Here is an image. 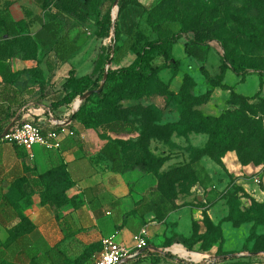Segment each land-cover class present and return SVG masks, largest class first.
<instances>
[{"label":"rangeland","instance_id":"obj_1","mask_svg":"<svg viewBox=\"0 0 264 264\" xmlns=\"http://www.w3.org/2000/svg\"><path fill=\"white\" fill-rule=\"evenodd\" d=\"M185 1L193 8L222 10L225 25L219 40L209 42L204 63L183 51L192 36L173 0H115L109 13L97 0L86 9V21L58 17L79 45L68 61L77 75L91 71L101 45H113L114 24L129 4L144 10L137 30L148 40V54L137 53L144 42L141 38L117 68L161 63L153 30L157 23L173 30L172 53L179 60L178 66L162 68L150 79L114 75L111 80L119 98L102 105L92 94L102 88L113 68L109 61L98 88L76 97L60 119L81 108L82 120L74 121L76 126L102 142L117 143L125 165L146 160L156 180L155 190L164 201L167 233L160 243L171 247L176 257L191 264H264V210L259 207L264 206V0ZM48 10L50 19L54 10ZM103 14L100 26L97 21ZM239 31L251 36L239 38L236 46L237 54H245L250 61L249 69L234 68L221 41ZM47 56L44 51L35 56L20 81L25 87L40 81L42 94L65 100L61 81L67 72L58 76L57 83L50 81L48 73L43 76L40 65ZM115 120L129 124L132 131L104 130L106 123ZM217 120L222 131L207 155L204 151ZM203 163L212 166L209 177ZM248 183L257 186L261 198L254 196ZM258 217L261 223L255 224Z\"/></svg>","mask_w":264,"mask_h":264},{"label":"crops","instance_id":"obj_2","mask_svg":"<svg viewBox=\"0 0 264 264\" xmlns=\"http://www.w3.org/2000/svg\"><path fill=\"white\" fill-rule=\"evenodd\" d=\"M0 6L11 20L28 23L26 34L32 39L42 23L50 20L49 10L42 9L35 0H0ZM55 23L57 39L65 36L67 32L63 26L58 20ZM12 38L7 32L0 31V43ZM68 39L75 41L69 34ZM77 46L70 57L58 61L54 55L57 45L36 42V56L41 51L48 53L46 62L40 65L42 75L48 73L52 79L48 77L47 80L57 83L58 76L67 72L62 85L71 69L75 70L76 76H82L68 64L79 50ZM23 50L20 46L11 47L9 56L2 60L10 73L17 76L14 83H5L0 75V112L8 106L16 109L15 105L23 103L21 119L47 130L49 115L62 120L61 115L67 114V105L71 107L73 101L61 100L63 96L50 99L42 94L40 81H35L31 87L22 84L23 69L34 59L24 58ZM74 111H70L65 119H69ZM85 131L88 130L70 120L59 134V147L36 145L32 159L18 146L0 143V264H86L99 255L103 239L111 235L131 250L120 264H175L163 255L134 249L133 235L142 228L147 230L149 247L162 246L161 238L167 233L165 218L158 221L153 212L159 201L153 174L138 167L114 170L111 162L100 153L107 141L102 142L97 135L90 133L89 136ZM59 165L65 167L72 186L65 192L64 204L52 207L41 201L43 187L39 175ZM203 165L209 177L212 166ZM247 185L254 196L260 197L256 185ZM165 249L174 254L171 247Z\"/></svg>","mask_w":264,"mask_h":264},{"label":"trees","instance_id":"obj_3","mask_svg":"<svg viewBox=\"0 0 264 264\" xmlns=\"http://www.w3.org/2000/svg\"><path fill=\"white\" fill-rule=\"evenodd\" d=\"M35 1L39 3L42 9L46 11H48L50 8L54 10L50 20L48 22L42 23L40 31H38L34 36L35 39H32L26 34L28 29L27 22L23 20H11L3 7L0 6V31H5L13 36V38L9 41H6V43H0V75L2 77V81L5 83H14V79L17 76L16 74H11L8 65L2 61L9 56V48L11 47L13 48L15 46H20L22 49H24V52H22V56L24 58H34L36 56V42L41 45H51L53 47L57 45L58 49H54V55L58 61H64L70 57L78 49V46L75 41H69L67 33L65 36H60L57 39V29L55 22L58 20V17L65 16H71L77 18L80 21H86L88 18L86 9L97 0ZM99 1L103 5L105 13H109L113 3L115 2V0ZM173 4L175 8L181 10L179 19L180 21H187V31L192 36L191 41L186 42L183 45V51L185 55L195 59L200 63H204L210 50L209 42L213 40H219V32L225 25L221 8L206 6L193 8L191 4L185 0H173ZM143 13L144 10L142 8L131 4L121 11L117 21L114 24V43L112 46H100L91 72L78 77L76 76L74 69L69 71L68 77L64 83V87L66 89L64 98L66 101H73L86 90L97 89L100 79L103 75L105 65L109 61L113 63V68L107 73V78L102 88H100V90L96 93L92 94V96L98 99L102 105H105L111 100L114 101L119 98V94L115 92V85L111 80L114 75L117 74L116 76L119 75L122 78L127 77V75H135L139 81V78L150 79L157 76V73L162 68L178 66L179 60L176 59L172 53V47L174 44V41L172 40L173 30L170 27H163L161 23H157L153 26V30L157 33L159 40L157 48L161 63H154L150 65L145 63L146 67H140L136 64H133L129 67L117 68V65L121 63L126 52L133 49L141 38H144V42L140 45L137 53L141 55L148 54V51L146 50L148 40L145 36L140 35V32L137 30V20L143 15ZM103 16L104 14L97 21V24L100 26L103 25ZM235 18L237 19V17ZM107 28L110 30V22L107 23ZM250 37L251 36L249 34L239 31L234 35H230L224 39H221L225 46L226 53L230 58L231 65L234 68H251L252 65L247 56L245 54H237L236 52L238 39L242 38L244 40H248ZM112 72H114V74L109 76V74ZM15 106L16 109H11L12 106H8V108L0 112V136H2L4 131L13 130L18 122L24 121L21 119V108L23 103H19ZM69 120H82L81 108L74 111L69 116ZM61 128L62 127L57 126L56 131H59ZM209 128L210 125L206 124L205 129L208 130ZM104 130L110 132L129 133L132 131L129 124L118 120L106 123ZM43 131L46 130L43 129ZM221 131L222 129L219 125V121L217 120L214 128L211 130V137L205 148V154H211V148L215 144V139L219 137V133ZM100 153L102 157L111 162L112 168L114 170L122 171L138 167L143 171L150 172L145 159L136 161L130 165H125L121 155L120 147L113 141H107L101 148ZM39 182L43 187L41 192V201L43 203H49L52 207H57L64 204L66 199L65 192L70 186H72V181L63 165L56 166L40 174ZM163 204V199L159 197V201L156 203V207L153 209L158 221H163L166 216ZM259 207H263L264 210V206L259 204ZM254 223H261V217L256 219L254 218ZM141 252L163 255L164 257L171 259L173 262H175V264H191L185 262L182 258L176 257L169 250L165 249L164 246H147L144 249H141Z\"/></svg>","mask_w":264,"mask_h":264},{"label":"built area","instance_id":"obj_4","mask_svg":"<svg viewBox=\"0 0 264 264\" xmlns=\"http://www.w3.org/2000/svg\"><path fill=\"white\" fill-rule=\"evenodd\" d=\"M49 122L50 127L43 131L39 124L29 120L20 121L13 130L0 136V143H12L23 149L27 157L32 159L34 158L33 149L36 145L45 148L59 147V134L69 125L70 120H57L49 115ZM57 126L62 128L56 131ZM133 243L135 250H141L148 246V234L145 228L133 235ZM130 251L125 245L115 240V235H111L103 239L99 255L86 264H120L128 257Z\"/></svg>","mask_w":264,"mask_h":264},{"label":"water","instance_id":"obj_5","mask_svg":"<svg viewBox=\"0 0 264 264\" xmlns=\"http://www.w3.org/2000/svg\"><path fill=\"white\" fill-rule=\"evenodd\" d=\"M7 131H4V133L2 134V136L6 133Z\"/></svg>","mask_w":264,"mask_h":264}]
</instances>
